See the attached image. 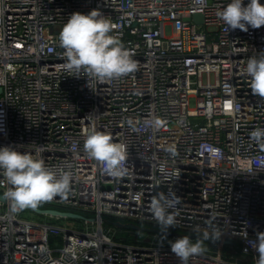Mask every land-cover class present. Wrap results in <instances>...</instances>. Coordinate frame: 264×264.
Instances as JSON below:
<instances>
[{
    "label": "built area",
    "instance_id": "1",
    "mask_svg": "<svg viewBox=\"0 0 264 264\" xmlns=\"http://www.w3.org/2000/svg\"><path fill=\"white\" fill-rule=\"evenodd\" d=\"M229 2L0 0V147L70 172L67 198L41 204L87 225L23 219L0 202V264H180L168 241L205 234L221 244L188 264H256L250 242L264 232V147L250 134L264 128V99L244 69L264 51V26L228 30L216 13ZM93 9L137 61L134 73L100 82L64 67L62 26ZM93 128L128 146L125 175H106L85 152ZM161 193L178 197L172 236L134 245L104 229L110 218L161 227L150 212Z\"/></svg>",
    "mask_w": 264,
    "mask_h": 264
},
{
    "label": "clouds",
    "instance_id": "2",
    "mask_svg": "<svg viewBox=\"0 0 264 264\" xmlns=\"http://www.w3.org/2000/svg\"><path fill=\"white\" fill-rule=\"evenodd\" d=\"M216 15L228 30L247 31L249 26L253 29L264 26V4L260 0H249L247 5L244 0H230ZM59 46L64 50V67L76 73V77L83 71L89 78L103 82L118 80L137 70V61L131 52L113 34L112 22L97 9L88 14L72 13L59 33ZM244 72L251 78L252 94L264 99V51L247 60ZM128 122L131 124V120ZM151 126L158 129L162 121L153 118ZM250 136L264 147V128L254 129ZM83 146L106 175L118 178L126 174V144L115 142L112 135L93 128L86 132ZM0 177V183L6 185L4 198L9 203L11 214L25 209L34 210L56 197L67 198L72 180L70 172L58 174L47 167L42 158L13 146L0 147ZM177 202L178 197L174 193L158 194L151 202V215L165 233L176 226L175 216L169 209ZM168 243L180 264H188L190 257L205 251L202 240L193 242L188 236H180ZM250 243L258 254L256 264H264V232H257L256 239Z\"/></svg>",
    "mask_w": 264,
    "mask_h": 264
},
{
    "label": "rangeland",
    "instance_id": "3",
    "mask_svg": "<svg viewBox=\"0 0 264 264\" xmlns=\"http://www.w3.org/2000/svg\"><path fill=\"white\" fill-rule=\"evenodd\" d=\"M166 32H167V35H171L172 34L171 28L168 27ZM20 216L23 219L36 220V221H43V220L50 221V222H54V223H57V224H60L63 226H69L75 230H80V231L87 229V225L85 224V217L82 215H81L82 218H78V219L61 217V219L57 220V219L51 218L49 216H40V215H36L30 211L24 210V211H22ZM103 227L106 231L110 230V231L114 232L113 234L115 237V241L125 243V244H134V245L147 244L144 242L146 240H152L155 236V233L120 229V228L114 226L113 224H111V222H109L108 219H105ZM141 227L146 228L147 225H143ZM94 228H95V226H93V225L89 226L90 230H93ZM147 228H154L157 231H162L161 227H159V226H152V227H147ZM194 242H196V241H194ZM203 247L209 248V246L206 245L205 243H203Z\"/></svg>",
    "mask_w": 264,
    "mask_h": 264
},
{
    "label": "water",
    "instance_id": "4",
    "mask_svg": "<svg viewBox=\"0 0 264 264\" xmlns=\"http://www.w3.org/2000/svg\"><path fill=\"white\" fill-rule=\"evenodd\" d=\"M194 18H195L196 23H202V16L200 14L195 15ZM192 122L196 123V120H193ZM0 202L3 203V205H9L8 201L4 198V195H2V194H0ZM25 210L30 211V212H32L36 215H40V216H53V217L73 218V219L82 218V216L80 214L73 213V212H64V211H60V210L52 209V208L41 209L38 207L34 210L33 209H25ZM111 224H113L114 226H116L120 229H125V230H133V231L149 232V233H160L164 236H172L173 235V233L170 231H167V233H165L163 230L157 231L154 228H147V227L144 228V227H141L140 225L135 224V223H124L121 221H111ZM188 237L194 241H197L198 239H200L203 242H206V243L211 244V245L221 244V241H219L216 238H211V237L205 238V236H201V235H190Z\"/></svg>",
    "mask_w": 264,
    "mask_h": 264
},
{
    "label": "trees",
    "instance_id": "5",
    "mask_svg": "<svg viewBox=\"0 0 264 264\" xmlns=\"http://www.w3.org/2000/svg\"><path fill=\"white\" fill-rule=\"evenodd\" d=\"M39 208H41V209H47V208H50V207L47 206V205H44V204H40ZM115 220H116V219H112V218H110L108 221L111 222V221H115ZM121 222H124V221H121ZM138 225L143 226V225H145V224H138ZM161 229H162V228H161ZM203 243H205L206 245H208L210 249H215V248H216L215 245H211V244H208V243H206V242H203Z\"/></svg>",
    "mask_w": 264,
    "mask_h": 264
}]
</instances>
